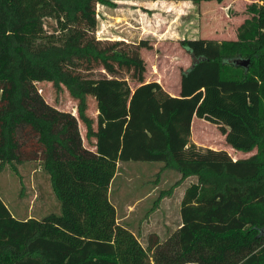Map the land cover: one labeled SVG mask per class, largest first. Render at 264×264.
<instances>
[{
	"label": "trees",
	"instance_id": "trees-1",
	"mask_svg": "<svg viewBox=\"0 0 264 264\" xmlns=\"http://www.w3.org/2000/svg\"><path fill=\"white\" fill-rule=\"evenodd\" d=\"M117 1L0 0V164L18 173V163L39 162L59 205L19 219L0 197V264H264V0L247 5L236 38L180 42L192 63L178 96L157 81L133 89L124 81L116 100L97 96L94 119L86 113L91 71L102 69L103 82L142 80L143 42L95 36L96 5ZM45 17L58 33L44 31ZM44 80L66 88L76 114L46 102L36 86ZM234 95L243 98L216 100ZM195 114L227 123V142L254 152L234 159L197 147ZM123 161H159L158 175L179 173L174 186L196 178L180 203V227L165 239L149 233L145 247L117 222L108 196Z\"/></svg>",
	"mask_w": 264,
	"mask_h": 264
},
{
	"label": "rangeland",
	"instance_id": "rangeland-1",
	"mask_svg": "<svg viewBox=\"0 0 264 264\" xmlns=\"http://www.w3.org/2000/svg\"><path fill=\"white\" fill-rule=\"evenodd\" d=\"M254 1L257 0L201 1L196 4L197 6L195 4L191 6L196 10L192 12L189 20L186 19L189 12H184L186 16H184L183 21L188 20L185 24L181 22V17H175V10H170L167 7V5L177 2L176 0H120L116 2L114 7L97 4L95 36L98 39L123 40L130 44L137 43L142 39L148 47L142 46L140 48L143 65L142 80H131L127 75H124L123 80L105 77L104 80L106 81L103 82L102 69L96 68L91 71L93 79H86L89 87L87 115L95 119L98 95H102L110 101L116 100L118 90L126 88L123 85L124 81L132 89L140 81H153L158 78L160 80L162 77L164 84L169 82L168 87L172 89L179 73L188 69L192 63L190 53L180 43L182 38L191 37L207 40L216 38V41L236 38L237 27L247 17L246 7ZM198 8L203 10H197ZM169 11L175 15L174 18L170 17L173 14L170 15ZM214 12L215 15L212 16ZM168 18L172 21H168ZM43 29L46 33H58L55 18L45 17ZM152 41L154 44L150 46L148 43ZM209 49L206 48L203 51H209ZM36 86L46 102L60 110L76 114V100L70 96L65 87L56 91L51 82L45 80L36 82ZM237 98L242 99L243 97L234 95L216 100L231 105ZM239 109H242L241 106ZM217 125L219 128V124ZM79 128L84 144L91 147L93 140L85 138V125L81 121H79ZM217 132L219 131L213 124L204 123L200 134L208 139L211 137L215 148L223 149L226 145L223 143L220 133ZM253 152L254 150L251 152L240 151L236 158L247 157ZM16 166L18 173H15L8 164H0V197L13 215L19 219L30 216L42 218L50 212H58V202L52 193L48 176L41 169L40 163L37 161L23 162ZM161 166L162 163L159 161L121 162V169L119 168L120 170L110 186L111 200L121 209V204L124 201H134L135 196H140L144 197L142 204L146 210L151 208L160 197V192L169 189L174 184L178 174L174 170L166 169L158 175ZM152 188L155 190L150 193ZM134 189L136 191H133ZM146 213L143 209L136 216L125 220L116 217L117 222L126 226L144 247L149 234L146 231L148 222ZM151 220L153 221V229L158 228L159 233L157 235L160 239H165L171 234L169 229H174L178 225V220L172 218L169 221L168 230H164L159 228L163 219L153 218Z\"/></svg>",
	"mask_w": 264,
	"mask_h": 264
},
{
	"label": "crops",
	"instance_id": "crops-1",
	"mask_svg": "<svg viewBox=\"0 0 264 264\" xmlns=\"http://www.w3.org/2000/svg\"><path fill=\"white\" fill-rule=\"evenodd\" d=\"M176 1L177 2H173L171 5H167V7L170 8V10H175V12H176L175 13L176 16H175L173 13H171L169 11L170 12V15L173 14V16H170V17H173L174 18V16L175 17H178L179 16L182 19L181 22H183L185 24V22H187L189 20V18H191L190 15L193 14L192 12L194 10H196L194 7L192 8L191 6L193 4L196 5L197 3H194V2L189 1V0H176ZM197 10H201L202 11L203 9L202 8H198ZM185 11L186 12H189L187 16L184 15L185 14L184 13ZM204 11H205V9H204ZM213 15H215V12L212 13V16ZM184 16H186V19H188L187 21L186 20L183 21V19L185 18ZM170 20L172 21V19L168 18V21H170ZM171 23H170V25H171ZM154 24H155V22H154ZM142 27L144 28V25ZM184 39H193V38H191V37L182 38V40H184ZM211 40L216 41V38H212ZM139 42L140 43H142V42L144 43V46L143 47H148V45H146V42L145 41H142V39H140V41H138V43ZM148 44L150 46H153L154 43L152 41L151 43H148ZM180 75H181V73H179L178 78H176V80L174 81V85L172 86V89H170L168 87V83L169 82H166V85L164 84V81H162V77H161L160 80H159V78L158 79H155V80L170 95L178 96L179 95ZM159 77H160V75H159ZM155 80H153V81H155ZM144 82H147V81H144ZM96 114H97V112L95 113L94 117H96ZM204 123H206V124L209 123L211 125L213 124V126L219 131L217 133L218 134L220 133L219 135H220L221 139L223 140V143L226 145V147H223V149L232 158L235 159L236 156H237V154H240V151L241 152H244L242 150L235 149L231 144H229L227 142L226 137L228 136L229 132L231 131L230 126L227 123H225L223 121H220V120H215V121L214 120H209L208 118H206V116H198L197 114L194 115V117L192 119V122H191L190 142L194 143L197 147H201V148H211V149L218 150V148H215L213 146V144H212L213 139H211V137L208 139V138L203 137L200 134L202 125H204ZM217 124H219V128H218V125ZM120 164H121V162H118L117 163V169H116V173H115L114 177L117 175V173L121 169ZM179 177H180V175L178 173L177 176H176V178H175V181L177 179H179ZM113 179H112V181H113ZM195 180H196L195 177L190 176V177L185 178L180 184L175 185V186L172 185L169 189H167V190H169V192H165L167 190H164V192L161 191L160 192V197L153 204V206L151 208H149L148 210H146V208L144 207V204H142V201H143L144 197L135 196L134 201L126 200V201H124L121 204L122 206H121V209H120V208L117 207V204L113 200H111V197H110V189L111 188L110 187H109V191H108V196H109V199L111 201H113L112 203H113V205L115 207L116 217L117 218L119 217L120 220L121 219L122 220H125L126 218L136 216L138 212H140L141 210L145 209V211L147 212L146 213V219H148V222H147V225H146V227H147V229H146L147 233H150V232H154L156 234L159 233L157 227H156L157 229H153L154 228L153 227V221L151 219H153V218L163 219V222L159 225V228H162L164 230H168V226H169L170 219L175 218V219L178 220V225H176L174 229H169V232L172 233L175 230H177L180 227V225H181L180 203H181L182 197L184 195L185 189L187 188V186L189 185V183L194 182ZM112 181L110 183V186L112 184ZM138 186H141V185H138ZM153 186H157V185H153ZM154 190L155 189L152 188L150 190V193L152 191H154ZM133 191H136V189H134ZM148 196H149V194H148Z\"/></svg>",
	"mask_w": 264,
	"mask_h": 264
},
{
	"label": "water",
	"instance_id": "water-1",
	"mask_svg": "<svg viewBox=\"0 0 264 264\" xmlns=\"http://www.w3.org/2000/svg\"><path fill=\"white\" fill-rule=\"evenodd\" d=\"M247 62H248L247 60H245V61H241L240 64H241V65H246Z\"/></svg>",
	"mask_w": 264,
	"mask_h": 264
}]
</instances>
